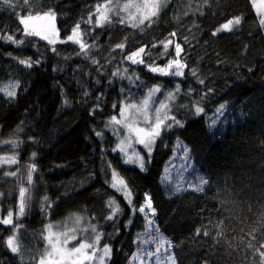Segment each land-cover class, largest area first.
Here are the masks:
<instances>
[{
	"label": "trees",
	"instance_id": "obj_1",
	"mask_svg": "<svg viewBox=\"0 0 264 264\" xmlns=\"http://www.w3.org/2000/svg\"><path fill=\"white\" fill-rule=\"evenodd\" d=\"M13 2L14 11L0 4V36L14 35L24 43L0 39V84L19 81L14 99L0 93V156L18 153L19 163L11 168L0 166V219L9 210L13 212L12 226L0 224V264H39L45 254L47 226L52 225L53 233L62 232L75 226L76 216L81 217V226L91 221L104 234L100 246L108 243L113 250L109 264H129L130 255L137 250V234L145 231V221L138 212L132 216L124 196L110 186L113 170L128 185L137 208L145 194L150 195L156 209L155 224L159 234L172 242L176 264H260L255 249L264 244L261 0H171L151 27L146 23L137 28L115 22L94 28L84 22L103 0H29L30 7L20 0ZM49 9L56 13L59 40H64L78 22L88 31V43L95 44L89 59L77 56L78 46L70 42L49 45L38 36L23 34L18 16ZM236 16L242 18L239 26L212 36L220 24ZM173 31L177 33L174 39L184 47L182 55L189 68L198 70L204 85L189 75L188 69L182 78L154 74L144 65L121 63L122 54L147 46L151 55L144 56L146 62L164 66L170 56L160 58L162 46L151 45ZM122 42L126 44L123 53L112 51ZM28 58L33 67L18 63ZM91 59L99 64L93 65ZM117 68H128L129 73L134 70L140 80L134 86L127 78L112 76ZM156 84L161 86L157 100L180 85L172 112L184 127L174 126L162 133L153 147L151 162L141 171L124 163L123 156L114 151L118 139L109 121L112 116L119 117L126 96L139 102ZM189 88L195 91L185 95ZM207 89L212 92L201 101L205 114L196 116L190 111L192 104ZM220 104L226 108L217 113ZM97 131L103 133V139ZM13 139L19 143L14 150L3 143ZM178 149L183 156L177 158L185 160L186 166L167 182L165 171ZM144 156L147 161V154ZM30 163L37 169L31 185L27 183ZM17 169L16 177L3 175ZM201 176L209 183L203 185L202 192L194 191ZM177 184L181 191H170ZM21 186L28 189V203L25 214L17 219ZM110 198L122 210L113 221L106 219L111 211L107 207ZM130 218L133 223L124 227ZM16 225L19 255L12 254L5 243ZM204 230L208 236L203 235ZM90 233L78 232V240ZM157 235L153 231L149 238ZM250 243L253 247L248 246Z\"/></svg>",
	"mask_w": 264,
	"mask_h": 264
},
{
	"label": "snow or ice",
	"instance_id": "obj_2",
	"mask_svg": "<svg viewBox=\"0 0 264 264\" xmlns=\"http://www.w3.org/2000/svg\"><path fill=\"white\" fill-rule=\"evenodd\" d=\"M24 5H29V0H20ZM171 0H103L102 3H98L95 7L94 12H91L84 21L88 24L93 25V27H103L105 24L111 25L112 23H119L121 25H126L132 28H137L147 23V27H151L155 23L160 15L162 8L167 7ZM207 3V0H205ZM0 4L6 5L9 9L15 10V5L13 0H0ZM261 4L264 5V0H261ZM30 7V5H29ZM187 14V13H185ZM202 14V13H201ZM95 17V21H93ZM19 24L23 25L22 32L25 36H39L41 39L46 40L49 45H55L58 41L56 38L59 37V31L55 27L56 13L49 9L48 11L40 14L36 13L33 15L29 13L26 16H18ZM36 20H45L49 22L48 25L37 29L32 22ZM242 22V18L239 16L232 17L226 22L220 24L213 32L212 36H217L221 32H231L234 27L239 26ZM259 25L264 27V18L259 20ZM88 35L87 30H82L80 23H76L72 27L70 34L66 36L64 40H60V43H72L78 46L76 50V55L81 56L84 59H89V50L95 47V44H89L86 37ZM53 37V38H50ZM177 36L175 31L170 32L169 36L164 40L159 41V43H153L152 48L161 47L163 51L159 53L160 58L169 57L164 66H157L155 62H146L144 59L145 55H151L150 50L146 52L147 46H142L135 51L128 54H122L121 63L124 61L129 62L130 65H144L148 71L159 74V75H171L173 77H184L185 69H188L189 75L194 77L196 81L204 85V79L200 78L198 70L196 68H189L186 57L182 55L184 53V47L181 43L177 42L174 38ZM0 39H5L9 42L15 43L17 45L23 44L24 41L16 40L14 35L0 36ZM187 38H185V43H187ZM126 44L124 42L115 45L112 51L117 49L121 50L123 53ZM172 52H169V49ZM56 52V48L51 49ZM67 59V57L65 58ZM19 64L25 67H33V61L31 58L19 59ZM35 63H39L37 60ZM93 65L99 64V61L91 59ZM99 72L100 69L97 68ZM251 71V69H249ZM112 76L119 77L120 79L127 78L130 84L135 86V81L140 80V77L133 70L129 73L128 68L121 70L117 68L112 72ZM111 83V81H109ZM19 88V81H9L6 84H0V93L10 99H14L17 95V89ZM123 92L124 89H121ZM195 91L192 88L188 89L185 95H191ZM212 92V89H207L204 94L200 97V100L195 101L192 104L190 111H194V115L201 116L205 114L204 107L201 101L206 99L208 94ZM161 93V86L159 84L153 85L148 88L146 95L139 102H132L131 97L126 96L125 102L121 104L119 111V119L116 116H112L109 125H118L120 128L125 130L123 138H121L119 128H112L113 134L117 136L119 143L117 144V149L123 153L126 157L124 163H136L141 171H145V164L151 162V156L153 152V147L157 139L161 138L162 133L171 130L175 127H184V124L176 118L173 114L172 108L175 106V101L181 93V88L179 84H176L174 91H167L163 94V99L157 100L156 94ZM87 95V92L84 93ZM99 99V98H98ZM67 103V101H65ZM155 105V107H152ZM117 106L114 104L113 108ZM226 108L225 104H220L217 109V113L222 112ZM131 110V111H130ZM144 126H140V124ZM215 125V120L212 121ZM108 125H106L107 127ZM22 130V129H21ZM96 135L103 139V133L100 131L96 132ZM135 137V143L143 145V148L147 150V161L145 156L140 155L135 149H133L132 154L129 155L125 142L127 141V147H131L132 137ZM31 139V138H30ZM4 144H9L11 149H17L19 143L17 140H5ZM178 147H183V145L178 144ZM185 156L187 155V148H183ZM36 153H32V158H35ZM18 153L13 152L12 155H2L0 156V166L7 165L11 168L12 165L18 164ZM111 167V165H109ZM36 165L30 163L28 165L27 172V183L31 185L33 183V173L36 172ZM19 170L5 171L4 176L16 177ZM165 176V180H167ZM209 181L204 177H199L197 181V186L193 188L194 191H203V185L208 184ZM110 186L117 192H120L127 201L132 216H135L137 212L142 215L145 221V231L138 233L137 238L134 241L137 245V250L135 253L131 254L129 257V264H176V259L174 254L171 252L173 247L172 242L165 239V237L160 233L159 227L155 224L156 209L153 207V202L147 193L145 194L144 202L137 208L132 203V193L128 188L126 182L119 178L118 173L113 170L112 181ZM172 192L181 191V187L177 184L170 188ZM28 192L26 187L21 186L19 188V212L17 214V219L25 214V208L27 206V201L25 199V194ZM3 193H0V197ZM43 200L48 201V197L44 196ZM47 207H51L48 203ZM107 207L111 210L106 216V219L113 221L114 218L118 219V214L122 211L119 204L114 198H110L107 202ZM133 223L130 218L124 227H129ZM0 224L5 226L13 225V212L9 210L7 216L0 219ZM19 229V225H16L12 229V235H10L5 241L7 248L12 254H20V245L17 240L16 232ZM52 225L49 224L46 228L47 235L43 236V239L47 242L45 248V254L40 258L39 264H109L112 260V246L105 243L102 247L100 246V241L104 235L102 232L98 231L96 224L89 223L87 226H81V217H75V226L71 228H66L62 232L53 233L51 231ZM89 231L93 234L92 238L84 236V238L79 239L78 243L73 244V241L78 240L77 233L86 234ZM156 232L158 235L156 237H151L152 232ZM196 235H201V229L196 230ZM204 236H208L209 232L207 230L203 231ZM220 235V233H217ZM72 245L68 247V245ZM155 245V248H149L147 245ZM249 247H253L250 243ZM264 244H261L259 248L255 251L259 252L261 257L260 264H264Z\"/></svg>",
	"mask_w": 264,
	"mask_h": 264
},
{
	"label": "rangeland",
	"instance_id": "obj_3",
	"mask_svg": "<svg viewBox=\"0 0 264 264\" xmlns=\"http://www.w3.org/2000/svg\"><path fill=\"white\" fill-rule=\"evenodd\" d=\"M32 24L37 28V29H40V28H42L43 26H45V25H48L49 24V22H47V21H45V20H36V21H33L32 22ZM55 27H56V25H55ZM39 37V36H38ZM50 38H53V37H51L50 36ZM57 39V41L59 42L60 40H59V37L58 38H56ZM58 42L56 43V44H58ZM157 95V94H156ZM152 107H154V105L152 106ZM131 111V110H130ZM120 117H118L117 119H119ZM115 128H119V130H120V134H121V138H123V136H124V134H125V130L123 129V128H120V126H118V125H113ZM140 126H144L142 123L140 124ZM118 141V140H117ZM118 143H119V141H118ZM117 143V144H118ZM127 141L125 142V147H126V150H127V152H128V154L129 155H131L132 154V151H133V149H135L137 152H139L140 153V155H142V156H144V154H147V150L146 149H144L143 148V145H140V144H137V143H135V137L133 136L132 137V141H131V147H127ZM116 149H117V145H116ZM116 151H118L122 156H123V160H125L126 159V157L123 155V153L122 152H120L119 150H116ZM177 155H180L181 157L183 156V155H181V151L178 149V150H176V153H175V155L173 156V160H172V163L170 164V167L168 168V170H166L165 171V173H167L166 174V176H167V180H165V181H169V179L171 178V176H172V174H176V173H178V171L179 170H181V168H182V166H186V164H185V160H181V159H179V158H177ZM126 164H128V165H133V166H136V167H138V165L136 164V163H132V162H129V163H126ZM176 166L178 167L177 168V170H176ZM139 168V167H138ZM120 178V177H119ZM165 178V177H164ZM78 235V234H77ZM86 235H87V233H86ZM89 237L90 238H92L93 237V235H91V233H90V235H89ZM78 242H79V240H78ZM77 241H73V244H75V243H78ZM72 245L70 244V245H68V247H71ZM152 247V249H154L155 248V245L153 244V245H147V247ZM93 264H94V262H93Z\"/></svg>",
	"mask_w": 264,
	"mask_h": 264
}]
</instances>
